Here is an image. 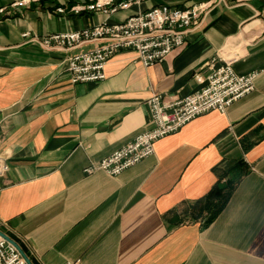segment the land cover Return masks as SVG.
I'll return each mask as SVG.
<instances>
[{
  "label": "crops",
  "instance_id": "1",
  "mask_svg": "<svg viewBox=\"0 0 264 264\" xmlns=\"http://www.w3.org/2000/svg\"><path fill=\"white\" fill-rule=\"evenodd\" d=\"M19 1L0 0V230L31 264H264V0H176L212 3L182 49L147 67L122 50L105 79L77 84L67 58L103 42L47 49L36 38L123 21L157 1L111 15L70 10L91 0ZM220 56L238 74L256 72L254 89L116 176L83 172L152 126V94L193 93L195 74ZM228 180L227 202L207 221L199 200Z\"/></svg>",
  "mask_w": 264,
  "mask_h": 264
},
{
  "label": "built area",
  "instance_id": "2",
  "mask_svg": "<svg viewBox=\"0 0 264 264\" xmlns=\"http://www.w3.org/2000/svg\"><path fill=\"white\" fill-rule=\"evenodd\" d=\"M146 0H91L70 7L73 13L101 12L106 15L130 9ZM157 1L150 8L131 14L123 21L101 22L76 31L53 33L36 38L47 49H73L88 42L101 41V45L74 52L67 58V70L73 84L98 82L105 79V68L114 54L133 50L145 67L164 61L173 51L182 49L192 26L200 22L212 3L204 2L182 6L176 0ZM26 0L14 6L26 4ZM58 13L65 9L59 7ZM4 8L0 9L3 12ZM27 35V34H25ZM234 58H215L206 62L195 78L201 87L185 96L152 94L147 104L152 126L137 134L114 152L97 163H89L85 174L101 170L116 176L154 154L159 139L178 131L182 126L210 110L225 112L237 99L254 89L256 72L238 74L233 67ZM8 164L0 158V176ZM0 264H29L20 250L0 235ZM63 264H79V260Z\"/></svg>",
  "mask_w": 264,
  "mask_h": 264
},
{
  "label": "trees",
  "instance_id": "3",
  "mask_svg": "<svg viewBox=\"0 0 264 264\" xmlns=\"http://www.w3.org/2000/svg\"><path fill=\"white\" fill-rule=\"evenodd\" d=\"M234 188V181L228 180L226 184H216L210 192L199 200L204 203V206L209 211L207 221H211L217 213L223 208L227 202L232 190Z\"/></svg>",
  "mask_w": 264,
  "mask_h": 264
},
{
  "label": "water",
  "instance_id": "4",
  "mask_svg": "<svg viewBox=\"0 0 264 264\" xmlns=\"http://www.w3.org/2000/svg\"><path fill=\"white\" fill-rule=\"evenodd\" d=\"M0 235H2L9 242L13 243L20 250V252L26 258V260L28 261V263L31 264L29 258L26 256V254L23 252V250L20 248V246L12 238H10L8 235H6L5 233H3L1 230H0Z\"/></svg>",
  "mask_w": 264,
  "mask_h": 264
}]
</instances>
